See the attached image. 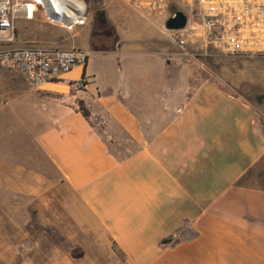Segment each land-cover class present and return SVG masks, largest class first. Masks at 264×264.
<instances>
[{
  "label": "crops",
  "instance_id": "1",
  "mask_svg": "<svg viewBox=\"0 0 264 264\" xmlns=\"http://www.w3.org/2000/svg\"><path fill=\"white\" fill-rule=\"evenodd\" d=\"M59 9L74 22L84 4L76 16ZM106 11L115 35L102 42L114 38L113 46L95 49L88 38L82 49L122 50L132 65L116 69V83L91 107L68 99L61 104L73 113L61 114L46 100L54 124L35 142L58 175L38 200L50 242L35 241L25 264H264V107L256 119L248 102L172 66L168 46L146 60L130 55L139 40L132 25L145 16L122 2ZM72 42L52 38L48 47ZM153 55L162 68L148 66ZM86 66L64 81L87 77ZM63 83L44 85L40 95L69 98Z\"/></svg>",
  "mask_w": 264,
  "mask_h": 264
},
{
  "label": "rangeland",
  "instance_id": "2",
  "mask_svg": "<svg viewBox=\"0 0 264 264\" xmlns=\"http://www.w3.org/2000/svg\"><path fill=\"white\" fill-rule=\"evenodd\" d=\"M29 1L19 0V3L29 4ZM32 4V15L27 14L15 19L13 30L1 36L0 48L48 47L52 46L49 43L52 38L63 41L65 36L69 35L73 36L74 41L71 46L88 48V35L92 29L97 28L85 24V10L74 22L65 25L50 20L41 3ZM172 9L161 15L140 11L145 16L144 22L132 25L130 36L139 40L131 45L135 49H131L134 54L130 55L140 61L146 60V55L163 51L168 46V57L173 60L172 66L188 67L199 74V81L214 82L228 93L240 97L252 106L257 119L259 105L264 107V55L230 56L211 48L202 55L203 51L197 48V43H187L182 51L169 41V32L164 27ZM105 13L110 23L112 12ZM148 15L156 21L149 20ZM144 26L151 27L143 28ZM113 39L107 42L91 40V47L110 49L108 47L113 46ZM116 51L105 54L91 51L86 66L88 90L72 95L66 88L63 93L69 98L65 99L54 98L55 101L40 95L39 91L30 90L18 71H8L1 78L3 90L0 98V264H25L27 255L32 257L33 251L28 250L35 241L44 240V244L50 242V222L39 216L38 212L43 207L38 200L46 194V190L58 179V175L35 142L41 129L52 127L54 124L55 115L50 106L47 109L46 100H53L52 103L61 106L60 108L65 110L61 114L73 113L72 107H64L61 104L68 99L73 107L79 109L83 106L82 101L88 105L90 103L89 107L91 103L96 104V98L106 91V86L116 83V69L132 65L126 58L127 54L122 50ZM153 56V63L149 62L148 66L162 68L163 64L159 58ZM145 65L144 61L138 64ZM63 84H67V80ZM14 86L17 89L11 91ZM89 110L95 112L94 108ZM260 121L264 131L263 117ZM53 238L56 240V235ZM24 247H27L26 251Z\"/></svg>",
  "mask_w": 264,
  "mask_h": 264
},
{
  "label": "built area",
  "instance_id": "3",
  "mask_svg": "<svg viewBox=\"0 0 264 264\" xmlns=\"http://www.w3.org/2000/svg\"><path fill=\"white\" fill-rule=\"evenodd\" d=\"M25 5L19 0H0V41L13 30L16 18L27 16ZM171 6L186 16L183 29L167 30L169 41L178 49L184 51L187 43H197L202 55L210 48L230 56L264 55V0H138L135 9L161 15ZM88 58L89 53L77 47L0 48V72L18 71L30 90L39 91L46 84L63 83L64 75L76 67L85 68ZM88 85L83 73L67 82V89L75 95Z\"/></svg>",
  "mask_w": 264,
  "mask_h": 264
},
{
  "label": "flooded vegetation",
  "instance_id": "4",
  "mask_svg": "<svg viewBox=\"0 0 264 264\" xmlns=\"http://www.w3.org/2000/svg\"><path fill=\"white\" fill-rule=\"evenodd\" d=\"M124 4L131 8H135L136 1L138 0H123ZM85 10V24L89 27H96L92 29L89 39L92 41L103 40L104 38L113 37L115 35V29L107 20L105 11L119 3L118 0H83ZM258 99V98H257Z\"/></svg>",
  "mask_w": 264,
  "mask_h": 264
},
{
  "label": "water",
  "instance_id": "5",
  "mask_svg": "<svg viewBox=\"0 0 264 264\" xmlns=\"http://www.w3.org/2000/svg\"><path fill=\"white\" fill-rule=\"evenodd\" d=\"M43 6L45 8L46 16L50 20H52L53 22L63 23L65 25H70L72 23V22H64L62 20L61 15L57 11H55L50 4L45 3V5H43ZM170 8H172V6ZM171 14L172 15L170 17H168L166 19L165 23H164L165 29L166 30H180V29H183L185 27V25H186V16H185V14L183 12H181V11H178V10H172ZM257 101L260 102V99L258 98Z\"/></svg>",
  "mask_w": 264,
  "mask_h": 264
},
{
  "label": "bare ground",
  "instance_id": "6",
  "mask_svg": "<svg viewBox=\"0 0 264 264\" xmlns=\"http://www.w3.org/2000/svg\"><path fill=\"white\" fill-rule=\"evenodd\" d=\"M34 1L37 3H41L43 5H45V3L50 4L53 7V9L61 15L62 20L64 22H70L72 20L66 15V13L62 9H59L60 6L64 7L65 11L72 16H76L78 14L76 12H81L83 10V2L81 0H34ZM67 6H69L70 8Z\"/></svg>",
  "mask_w": 264,
  "mask_h": 264
}]
</instances>
